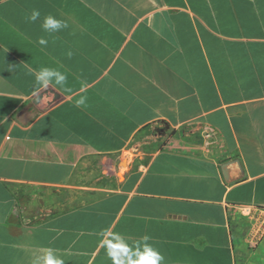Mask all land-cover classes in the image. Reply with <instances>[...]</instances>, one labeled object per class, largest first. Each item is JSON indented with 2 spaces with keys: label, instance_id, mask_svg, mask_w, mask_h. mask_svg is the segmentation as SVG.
<instances>
[{
  "label": "crops",
  "instance_id": "1",
  "mask_svg": "<svg viewBox=\"0 0 264 264\" xmlns=\"http://www.w3.org/2000/svg\"><path fill=\"white\" fill-rule=\"evenodd\" d=\"M49 14L68 27L45 32ZM41 67L71 88L50 85L59 97L44 108ZM157 123L178 137L118 170ZM93 158L113 162L111 192L77 205L74 193L48 194L69 190ZM232 159L242 171L228 182ZM257 208L264 0H0V264H33L48 249L64 264H113L105 245L120 264L148 250L160 264H252L236 230Z\"/></svg>",
  "mask_w": 264,
  "mask_h": 264
},
{
  "label": "rangeland",
  "instance_id": "2",
  "mask_svg": "<svg viewBox=\"0 0 264 264\" xmlns=\"http://www.w3.org/2000/svg\"><path fill=\"white\" fill-rule=\"evenodd\" d=\"M175 131L167 128L163 123H157L141 129L134 139L133 150L131 153L125 152L122 158L115 164L118 170L126 171L127 159L135 155L145 157V153L152 152L157 148H167L172 138H177ZM102 158H93L84 171L77 174V178L72 187L54 189L48 193L51 197L63 196L67 193H74L75 199L70 204H79L89 198H95L111 192L117 184L118 176L115 173L111 160L101 161ZM144 158H142L143 160ZM124 173V172H123ZM47 194L41 193V196ZM47 200V199H46ZM245 249L252 254V264H264V238L256 245H244Z\"/></svg>",
  "mask_w": 264,
  "mask_h": 264
},
{
  "label": "clouds",
  "instance_id": "3",
  "mask_svg": "<svg viewBox=\"0 0 264 264\" xmlns=\"http://www.w3.org/2000/svg\"><path fill=\"white\" fill-rule=\"evenodd\" d=\"M39 10H32L30 15L25 17L27 22H35L40 18ZM68 25L66 22L56 19L53 15L49 14L44 17L43 22L41 24V28L52 34L54 32H58L64 28H67ZM39 45L47 46L48 40L41 37L38 40ZM71 55V53H69ZM35 76V84H34V95L39 92L40 89H48L50 85L53 87L63 88L64 91L70 92L71 88L68 87V78L65 72L60 71L59 69L56 71L50 70L47 67H41L39 71L34 73ZM55 77V80L51 78ZM83 90V86H82ZM87 97H81L79 100L75 102V106L80 108L82 106H86ZM120 247V245H117ZM107 250V255L110 259L113 260V264H120V260L123 258L120 257V253L114 252L112 247L105 245ZM163 257L152 250H148L144 253L139 254L134 259H128L124 261V264H160V261ZM64 264V261L60 258L54 257L51 250L48 249L42 257H38L33 264Z\"/></svg>",
  "mask_w": 264,
  "mask_h": 264
},
{
  "label": "built area",
  "instance_id": "4",
  "mask_svg": "<svg viewBox=\"0 0 264 264\" xmlns=\"http://www.w3.org/2000/svg\"><path fill=\"white\" fill-rule=\"evenodd\" d=\"M204 137L210 138L211 133L205 132ZM240 214L244 225L237 223L240 227L237 228L236 235L240 236L245 244L256 246L264 238V208L242 210Z\"/></svg>",
  "mask_w": 264,
  "mask_h": 264
},
{
  "label": "water",
  "instance_id": "5",
  "mask_svg": "<svg viewBox=\"0 0 264 264\" xmlns=\"http://www.w3.org/2000/svg\"><path fill=\"white\" fill-rule=\"evenodd\" d=\"M59 97V94L53 89H47L40 93L35 98V103L40 107L44 108ZM223 175L226 181L230 182L240 177L241 165L239 159H232L226 161L222 165Z\"/></svg>",
  "mask_w": 264,
  "mask_h": 264
},
{
  "label": "trees",
  "instance_id": "6",
  "mask_svg": "<svg viewBox=\"0 0 264 264\" xmlns=\"http://www.w3.org/2000/svg\"><path fill=\"white\" fill-rule=\"evenodd\" d=\"M160 149H162L161 147H159V148H157L156 150H160ZM156 150H153V151H156Z\"/></svg>",
  "mask_w": 264,
  "mask_h": 264
}]
</instances>
